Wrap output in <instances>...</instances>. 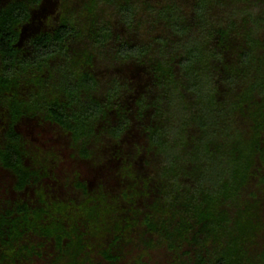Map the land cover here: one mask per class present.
<instances>
[{
  "label": "trees",
  "instance_id": "1",
  "mask_svg": "<svg viewBox=\"0 0 264 264\" xmlns=\"http://www.w3.org/2000/svg\"><path fill=\"white\" fill-rule=\"evenodd\" d=\"M41 2L0 6V168L13 190L45 175L25 164V118L58 127L83 159L103 137L142 143L116 152L119 196L76 182L77 201L37 188L0 211V264L45 244L44 264H116L124 246L139 250L126 264L157 250L165 264H264V0L78 1L21 45ZM97 61L114 72L103 88Z\"/></svg>",
  "mask_w": 264,
  "mask_h": 264
},
{
  "label": "rangeland",
  "instance_id": "2",
  "mask_svg": "<svg viewBox=\"0 0 264 264\" xmlns=\"http://www.w3.org/2000/svg\"><path fill=\"white\" fill-rule=\"evenodd\" d=\"M9 1L0 0V6ZM78 1H80L79 6L84 2V0H42L41 4L32 10L29 23L21 30V45L26 44L37 34L53 30L65 10L71 7V4L76 8ZM106 13L111 15L112 11L108 9ZM112 20L113 23L116 22V19L112 18ZM85 46H87L86 43ZM80 48H84V45ZM93 69L100 87H105V83L114 72L103 68V65L98 61ZM3 125V117L0 114V130ZM16 130L23 139L27 153L25 164L35 170L43 168L42 175H45L36 187L30 185L23 192L17 193L13 190L14 179L12 176L0 168V211L10 208L18 202L30 203L34 201V192L37 188H41L48 199L77 201L80 194L76 190V182L86 185L91 191L98 190L100 187L113 196H119L125 186L121 184V176L116 177L119 174L117 168L120 167L122 160L116 152L124 150L123 152L128 151L126 155H129L130 150H133L136 153L142 143L141 139L136 142L138 138L132 136L131 139L125 138L117 146L103 137L98 142H91L87 145L86 151L90 154V158L83 159L80 156V146H74L68 135L58 127L39 118L21 120ZM36 161H38L37 166H35ZM129 162L137 165V162L131 160ZM141 174L144 176L153 174V170L151 168L143 170ZM249 189L248 194L255 192L253 187ZM27 240L34 244L40 243L32 236ZM138 251L133 246H124L120 251L124 255L123 260L116 264H126L129 258ZM53 255V245L45 244L41 251V257L34 258L25 264H44ZM166 261L167 256L162 250L150 252L146 258L148 264H165ZM90 264L108 263L102 260L97 253H94L91 256Z\"/></svg>",
  "mask_w": 264,
  "mask_h": 264
}]
</instances>
